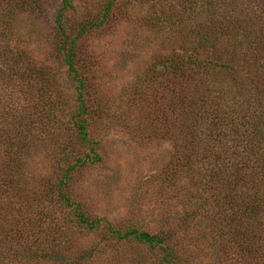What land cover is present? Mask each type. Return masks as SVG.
I'll return each instance as SVG.
<instances>
[{
	"label": "trees",
	"instance_id": "trees-1",
	"mask_svg": "<svg viewBox=\"0 0 264 264\" xmlns=\"http://www.w3.org/2000/svg\"><path fill=\"white\" fill-rule=\"evenodd\" d=\"M86 3L0 0V264H264V0ZM131 24L148 64L112 124L161 150L110 221L73 187L103 160L84 61Z\"/></svg>",
	"mask_w": 264,
	"mask_h": 264
},
{
	"label": "rangeland",
	"instance_id": "rangeland-1",
	"mask_svg": "<svg viewBox=\"0 0 264 264\" xmlns=\"http://www.w3.org/2000/svg\"><path fill=\"white\" fill-rule=\"evenodd\" d=\"M84 1L91 5L103 0ZM78 6L81 10V3L77 1L76 9ZM80 19L74 17L70 23H77ZM145 35L148 32L139 29L135 24L119 28L115 35H112V26L96 32L89 40V44L92 43L96 51L84 61L90 64V73L93 76L94 105L100 101L104 106L99 110L102 118L94 119L89 127L91 139L99 141L97 151L103 156V160L80 169L75 174L73 187L75 194H79L90 209L110 221L128 214V202L133 198L138 182L149 167V161L161 150L157 145L146 148L130 141V133L124 124L116 126L117 121L112 124V115L118 112V101L128 94L135 75L148 64L144 61V56L149 52L147 49L141 52L144 42L135 48V42L142 40ZM58 110L59 119L67 126L70 112L63 107ZM41 176L39 172L36 174L38 179Z\"/></svg>",
	"mask_w": 264,
	"mask_h": 264
}]
</instances>
